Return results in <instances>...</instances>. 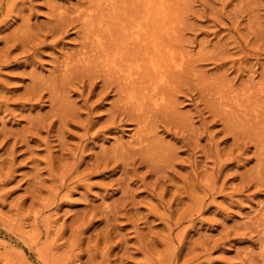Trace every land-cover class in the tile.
Masks as SVG:
<instances>
[{"label":"rangeland","instance_id":"1","mask_svg":"<svg viewBox=\"0 0 264 264\" xmlns=\"http://www.w3.org/2000/svg\"><path fill=\"white\" fill-rule=\"evenodd\" d=\"M0 264H264V0H0Z\"/></svg>","mask_w":264,"mask_h":264},{"label":"bare ground","instance_id":"2","mask_svg":"<svg viewBox=\"0 0 264 264\" xmlns=\"http://www.w3.org/2000/svg\"><path fill=\"white\" fill-rule=\"evenodd\" d=\"M134 34V33H133ZM135 41V40H134ZM138 41V40H137ZM139 42H140V39H139ZM138 43V42H137ZM90 54V53H89ZM154 61V60H153ZM154 63V62H153ZM156 64V63H155ZM154 64V65H155ZM115 66H116V64H115ZM159 67H160V65H159ZM161 75H163V74H161ZM157 82V81H156ZM158 89V88H157ZM160 96V95H159ZM159 100V99H158ZM158 102V101H157Z\"/></svg>","mask_w":264,"mask_h":264}]
</instances>
